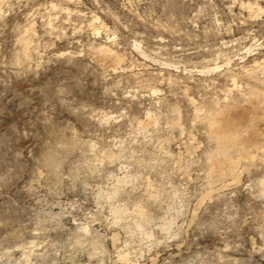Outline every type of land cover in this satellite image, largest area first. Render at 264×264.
Here are the masks:
<instances>
[{
  "label": "rangeland",
  "instance_id": "obj_1",
  "mask_svg": "<svg viewBox=\"0 0 264 264\" xmlns=\"http://www.w3.org/2000/svg\"><path fill=\"white\" fill-rule=\"evenodd\" d=\"M0 264H264V0H0Z\"/></svg>",
  "mask_w": 264,
  "mask_h": 264
},
{
  "label": "bare ground",
  "instance_id": "obj_2",
  "mask_svg": "<svg viewBox=\"0 0 264 264\" xmlns=\"http://www.w3.org/2000/svg\"><path fill=\"white\" fill-rule=\"evenodd\" d=\"M100 49V48H99ZM103 50H105L103 48ZM106 55V54H105ZM108 55V54H107ZM232 113V112H231ZM222 116V114H221ZM219 118V117H218ZM217 120V119H216ZM238 120H235V118L230 113L224 114L216 123L213 130H215L216 133L221 135V138L223 139L224 143L228 147H234V146H240L243 148L244 152L246 153L247 150L250 147H254L256 138L259 135V131L255 130L251 132V134L248 137H245L238 128L239 124L237 122ZM255 124V123H254ZM256 125V124H255ZM212 126V125H211ZM214 126V123H213ZM212 126V127H213ZM258 128V127H257ZM212 129V128H211ZM252 131V130H250ZM212 132V131H211ZM214 132V133H215ZM220 138V137H219ZM218 138V140H219ZM222 142V140H221ZM223 143V144H224ZM258 144V143H257ZM233 166V165H232ZM231 167V166H230ZM233 169V168H232ZM236 170V169H235Z\"/></svg>",
  "mask_w": 264,
  "mask_h": 264
}]
</instances>
